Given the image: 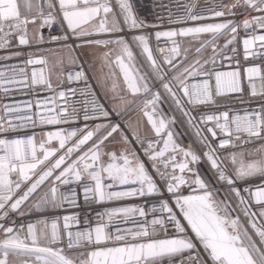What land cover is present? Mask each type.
Returning <instances> with one entry per match:
<instances>
[{
  "label": "snow or ice",
  "instance_id": "snow-or-ice-1",
  "mask_svg": "<svg viewBox=\"0 0 264 264\" xmlns=\"http://www.w3.org/2000/svg\"><path fill=\"white\" fill-rule=\"evenodd\" d=\"M177 4L0 0V99L55 93L0 103V264H264V0ZM45 43L92 50L104 91L87 61L53 87Z\"/></svg>",
  "mask_w": 264,
  "mask_h": 264
},
{
  "label": "built area",
  "instance_id": "built-area-1",
  "mask_svg": "<svg viewBox=\"0 0 264 264\" xmlns=\"http://www.w3.org/2000/svg\"><path fill=\"white\" fill-rule=\"evenodd\" d=\"M134 6H135V10L137 11V13L141 16V18H147L149 21L153 20L156 13L161 11V8H160V5L161 4H165V5H168V7L173 11V13H177V8H178V4H177V0H132ZM225 3H228L229 0H224ZM203 3H204V0H199V6H203ZM163 11H167V9H164ZM182 11V9H181ZM237 19H242V17H237ZM208 22H212V21H208ZM51 31L52 34H59L60 33V29L58 27L55 26V21L53 22V26L51 28H44L41 30L42 34L45 36V40L47 41V38H48V33ZM71 43V42H69ZM153 43V46H155V40L152 41ZM163 46V45H162ZM43 49H48L49 47H52V48H58L57 45L55 44H51L49 45L48 43H45L44 45H41L39 46ZM241 55L239 57L240 59V62L242 65L244 66H250L252 64H260V61L259 60H249V62L247 64H245V61L243 59V51H242V44H241ZM25 51H36L35 48L33 49H27L25 48L24 49ZM75 54L78 56V62L76 64H73V65H68V66H65L59 73V78H58V83L57 84H60L62 86L63 89H67L69 87H72V88H76L78 86H82L83 82H80V84L78 85L76 82H73L72 84H68L67 83V75L69 72H72L73 74L78 71L80 69V65H81V59L79 57V54L77 52V50L74 51ZM211 53V48H209L207 50V52L205 53V55H208ZM2 54V53H0ZM40 56H44L46 57L47 59L51 56L47 51H43V52H40V51H36V58H39ZM20 59H23V58H20ZM8 63H19V59L17 60H12V61H8ZM32 67H35L37 70H39V68H41L42 66L41 65H36V66H29V74L31 72V69ZM84 68H85V65H84ZM86 70V68H85ZM225 70H230L227 68V66H225ZM87 72V71H86ZM62 73V74H61ZM87 75L89 77V81L91 83V85L93 86V88L96 90L97 94H99L96 86H95V83L93 81V79L91 78V76L88 74L87 72ZM57 84H53V87H56ZM0 96H2V93H0ZM55 96V93L53 92H49L47 90H40L39 91V94L37 96H32V95H22V94H19V93H16L8 98H4V99H0V103H5V104H12V103H15V102H22V101H25V100H32L33 103L35 102V100L39 99L41 100L42 102L45 101L46 99L48 98H51ZM84 99L83 96H81V94L79 92H77V94L75 96H72V97H69V100L71 102H81L82 100ZM51 101H49V105H51ZM41 110H43V108H41ZM33 111H36L35 107L33 108ZM81 126L83 124V122L81 121L80 122ZM62 127L64 128H69V125H63ZM72 127H75V125H72ZM44 131H49V130H55V127L54 126H44ZM37 133H39L41 131V129L38 127L36 129ZM182 131V129H181ZM185 139L186 141L183 142L184 143V146L186 147L187 144H188V138L185 136ZM57 142H53V144H56ZM261 143H264V141H257L253 144H248V145H245L244 148L246 149H253V148H256L259 146V144ZM238 150V149H235V151ZM229 151H232V149H229ZM200 166L203 167V169L206 171V168H205V165L201 164ZM199 166V167H200ZM66 190V189H65ZM78 191L80 192V201L79 203L83 204V193H82V189H78ZM117 204H125V205H130V204H143L144 203V198H132V199H128V200H125V201H122V202H116ZM106 206H114V205H101V204H93L92 205V208L93 209H96L98 211H103L104 207ZM85 212V209L83 208H76V207H72V206H67V211L66 212H60L59 215L63 216L65 214H73V213H80L81 216H83ZM90 216L93 215L92 212L89 211L88 213ZM131 227V225H121V227Z\"/></svg>",
  "mask_w": 264,
  "mask_h": 264
},
{
  "label": "crops",
  "instance_id": "crops-1",
  "mask_svg": "<svg viewBox=\"0 0 264 264\" xmlns=\"http://www.w3.org/2000/svg\"><path fill=\"white\" fill-rule=\"evenodd\" d=\"M31 33H32V29L30 26V34ZM56 49H57V52L63 51V49H59V48H56ZM90 51H92V50L86 49V53H84V52L82 53L85 55L84 58L86 60L85 59L84 60L87 61L84 65H85L86 71L88 72V74L93 79L95 86H96V88L100 94L102 91H104V89H102L99 86L98 81L102 80L104 75L109 72V69H108V67L103 65L101 60H99L98 58H95L93 55H90L89 54ZM78 54H79L80 59H81V55L79 52H78ZM77 57L78 56L75 55V52L72 51V53L70 52V55H68L66 57V60H67V62L70 63V65H73V64H76L78 62L79 58H77ZM48 59H49V64H50V62L53 61L52 55ZM73 60L75 61L74 63L72 62ZM81 61H82V59H81ZM116 71L118 72V69H116ZM56 81H58V79ZM110 85H111V80H108L107 86L110 87ZM109 95H111V93H109ZM129 98H131V97H129ZM130 115L133 118V120L138 118V114L135 111L130 113Z\"/></svg>",
  "mask_w": 264,
  "mask_h": 264
},
{
  "label": "rangeland",
  "instance_id": "rangeland-1",
  "mask_svg": "<svg viewBox=\"0 0 264 264\" xmlns=\"http://www.w3.org/2000/svg\"><path fill=\"white\" fill-rule=\"evenodd\" d=\"M154 40V39H153ZM70 52L72 53V51L70 50V49H63V51H60V52H57V55L56 56H52V58H53V61L52 62H50V64H49V66L51 67V65H53L57 60H60V59H62L63 60V64L61 65V66H59V67H57V68H55V69H53V71H52V74H51V81H52V84H57L58 83V81H56L58 78H59V73H60V71L65 67V66H68V65H70V63L69 62H67V60H66V57L68 56V55H70ZM74 52V51H73ZM77 52H79L80 53V55H81V59H82V61H85L86 59L84 58V54H82L83 52L84 53H86V49L85 50H81L80 51V49H77ZM76 55V54H75ZM51 57V56H50ZM49 57V58H50ZM80 57V56H79ZM85 59V60H84ZM48 61H49V59H48ZM184 139H185V137H184ZM185 141H186V139H185ZM242 149H238V150H236V151H241Z\"/></svg>",
  "mask_w": 264,
  "mask_h": 264
},
{
  "label": "trees",
  "instance_id": "trees-1",
  "mask_svg": "<svg viewBox=\"0 0 264 264\" xmlns=\"http://www.w3.org/2000/svg\"><path fill=\"white\" fill-rule=\"evenodd\" d=\"M176 130H177L178 132L181 131V129H180L179 127H177ZM183 142H185V139H184V138H183ZM200 168H201L202 170H204L202 166H200ZM204 171H205V170H204Z\"/></svg>",
  "mask_w": 264,
  "mask_h": 264
}]
</instances>
